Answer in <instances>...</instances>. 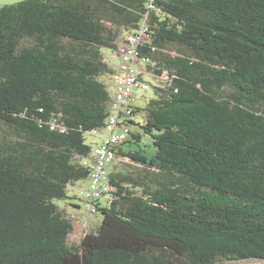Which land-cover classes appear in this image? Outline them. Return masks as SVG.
Here are the masks:
<instances>
[{"label": "trees", "instance_id": "trees-1", "mask_svg": "<svg viewBox=\"0 0 264 264\" xmlns=\"http://www.w3.org/2000/svg\"><path fill=\"white\" fill-rule=\"evenodd\" d=\"M160 85L116 148L95 230L54 203L88 180L122 33ZM106 23L108 26H106ZM164 78V77H163ZM143 137L150 145L141 146ZM137 146V149L133 148ZM153 148L149 154L147 150ZM115 164V163H114ZM264 261V0H23L0 8V264Z\"/></svg>", "mask_w": 264, "mask_h": 264}, {"label": "built area", "instance_id": "built-area-1", "mask_svg": "<svg viewBox=\"0 0 264 264\" xmlns=\"http://www.w3.org/2000/svg\"><path fill=\"white\" fill-rule=\"evenodd\" d=\"M148 10H154V0H145ZM148 38V29L143 22L142 26L124 39V49L117 51L121 60L111 80L116 88L109 103V116L104 129L105 135L99 145L92 149L89 157L82 159V165L88 170V189L86 191L87 210L89 214L97 213L98 204L110 202L109 166L121 160L116 148L125 142L132 133L128 120L134 110V90H146L147 84L144 77H152L146 70L138 67L145 66L146 58L139 57L137 49ZM153 78V77H152ZM98 131H92L91 135H101Z\"/></svg>", "mask_w": 264, "mask_h": 264}, {"label": "rangeland", "instance_id": "rangeland-1", "mask_svg": "<svg viewBox=\"0 0 264 264\" xmlns=\"http://www.w3.org/2000/svg\"><path fill=\"white\" fill-rule=\"evenodd\" d=\"M23 0H0V8L6 5H12L18 3ZM106 26L108 24L106 23ZM128 33H122L121 37L117 40V51H122L125 47L124 39ZM106 62L115 69H119V65L122 63L120 58L117 56L119 53H111L106 50H102ZM143 66V65H142ZM138 67H141V64H138ZM164 77V78H163ZM162 79L166 77L163 76ZM162 79L155 80L150 76H146L143 80L147 84L148 88L146 90H134L133 91V99L135 101V106L138 108H144L147 101L153 98V87L155 85H160ZM101 80L107 87V90L112 98L115 93V86L110 78V76L102 77ZM143 112H139L132 117L134 125L130 126L133 132H140L138 125L143 123ZM106 133L103 132L101 135H86L85 143L90 145L92 149L95 146L99 145L102 136ZM141 146L150 145V140L147 137H143L140 142ZM133 148L137 149L136 145H133ZM149 150L152 152L153 148L148 149V152H144L149 154ZM119 162V161H117ZM121 170L123 172H136V167L132 161L125 160L124 163H115L112 168V171ZM89 183L88 180L79 181L75 184L74 187H69L67 189L68 199L66 200H55L54 203L58 206V208L65 214L68 218L73 216L74 220L80 226V230L78 235L70 236L69 241L78 243L79 238L86 232L95 230L101 222L102 216L100 214H89L87 210V200H86V191L88 189ZM75 206V207H74ZM231 264H264V261L259 260H244L239 262H232Z\"/></svg>", "mask_w": 264, "mask_h": 264}, {"label": "crops", "instance_id": "crops-1", "mask_svg": "<svg viewBox=\"0 0 264 264\" xmlns=\"http://www.w3.org/2000/svg\"><path fill=\"white\" fill-rule=\"evenodd\" d=\"M139 68L144 69V66L141 65V67H139ZM144 78H145V77H144ZM114 165H115V164H112V165L109 166V174L111 173L112 168H113ZM74 207H75V206H74ZM71 218H73V216H71Z\"/></svg>", "mask_w": 264, "mask_h": 264}]
</instances>
